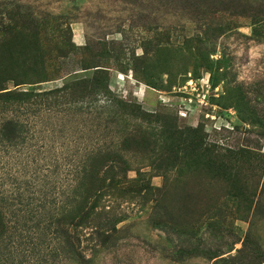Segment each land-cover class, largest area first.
<instances>
[{"label":"rangeland","instance_id":"374dc122","mask_svg":"<svg viewBox=\"0 0 264 264\" xmlns=\"http://www.w3.org/2000/svg\"><path fill=\"white\" fill-rule=\"evenodd\" d=\"M255 12L264 0H0V88L88 83L0 109V264H264ZM7 118L25 140L3 137Z\"/></svg>","mask_w":264,"mask_h":264},{"label":"trees","instance_id":"16d2710c","mask_svg":"<svg viewBox=\"0 0 264 264\" xmlns=\"http://www.w3.org/2000/svg\"><path fill=\"white\" fill-rule=\"evenodd\" d=\"M252 16L255 19V23L264 28V13L255 12L252 13ZM227 26L218 25V30H224ZM88 84V83H87ZM80 80H75L71 83H68L60 88L52 89L49 91L39 92V93H25V92H16L13 90H9L8 88H0V109L3 111L7 110L9 107H12L10 110H14V108L19 107L17 109V113L21 110H27L28 108H33L36 106H41L44 104L52 105L53 103H62L63 100L69 98V96L73 95L75 91L87 89L88 85ZM50 108V107H49ZM28 112V111H24ZM23 123H19L17 120L12 118L4 119L1 124V133L5 139L8 141H13L18 137L25 140L26 130ZM182 143L187 145V138L182 139ZM176 144V143H175ZM115 161L119 159H114ZM97 194L95 199H97ZM92 206H87L81 212L80 219L84 218L90 211ZM60 223V221H59ZM77 222H71L68 224L69 230L73 227L77 226ZM68 241L69 244L74 246L75 236L70 235V231L68 232Z\"/></svg>","mask_w":264,"mask_h":264}]
</instances>
